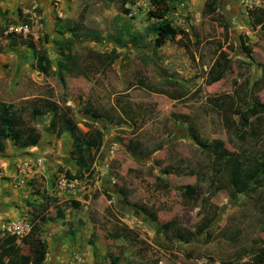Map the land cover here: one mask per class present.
Instances as JSON below:
<instances>
[{
    "label": "rangeland",
    "instance_id": "obj_1",
    "mask_svg": "<svg viewBox=\"0 0 264 264\" xmlns=\"http://www.w3.org/2000/svg\"><path fill=\"white\" fill-rule=\"evenodd\" d=\"M203 2H165L164 17L187 34L155 45L153 0H0V102L32 108L46 97L67 107L81 131L102 132L83 173L69 134L48 127L51 111L27 120L39 133L34 146L19 147L3 133L0 204L16 216L0 221L27 216L39 232L48 224L51 247L61 241L64 254L74 251L82 264H113L108 254L115 264H256L253 253L264 244V187L231 197L223 171L214 173L219 189H213L212 149L218 141L244 164L264 149V114L250 118L242 143L221 118L227 113L233 121L234 104L249 100L243 83L260 76L264 30L251 25L247 11L260 8L264 16V0H217L211 15L202 13ZM12 34L34 47L11 45ZM218 45L227 72L206 84L203 71ZM37 50L50 59L46 72L35 66ZM66 53L76 60L73 71L61 65ZM257 93L264 98V90ZM182 117L211 150L193 139ZM34 156L42 160L36 175L17 185L16 166ZM41 215L45 221L36 220ZM202 217L206 230L188 242L169 234L174 226L193 230ZM238 251L244 254L233 262Z\"/></svg>",
    "mask_w": 264,
    "mask_h": 264
},
{
    "label": "trees",
    "instance_id": "obj_2",
    "mask_svg": "<svg viewBox=\"0 0 264 264\" xmlns=\"http://www.w3.org/2000/svg\"><path fill=\"white\" fill-rule=\"evenodd\" d=\"M168 1L169 0H153L156 10L151 12V15L155 18V22L151 24V31L154 34L155 45H160V43H163L166 39L172 40L178 34H180V37H182L183 34H187L183 30H178L173 27L164 17L166 10L162 7L164 3ZM216 1L217 0H204L201 10L202 13L211 15L215 11ZM255 10H258L259 12H255ZM123 11L126 10L123 8ZM247 12L250 17L251 25H258L262 30H264L263 10L255 8L250 9ZM223 25L222 28H224ZM12 36V38H9V43L11 45L24 44L30 48L34 47L32 42H29L21 37L16 38L15 34H12ZM182 45L186 49L185 44ZM62 56L63 60L61 65L64 66L67 71H73V69L77 66L74 56L69 53H66L65 55L63 54ZM106 59L107 58H103L100 60L99 64L102 65ZM34 61L36 68L41 72H46L51 63L48 56L43 51L39 50H37L34 56ZM227 66V54L221 49L220 45H218L217 53L212 62L203 71L204 82L206 84H211L222 79L227 72ZM243 84L245 86L241 87V93H244L247 97H249V100L243 105L240 103L234 104L229 111L234 116L233 121L227 117V113L221 114L222 124L226 127L234 128L233 131L235 138L241 143L247 138V127L249 125L250 118L258 114H264V98L261 99L257 93L260 90H264V64L261 66L260 76L257 79L252 80L250 84L246 82ZM181 95L185 94H183V92L179 93L178 97ZM41 101L42 106L32 108H25L22 106L16 107L10 102H0V151L3 150L5 144L4 137L2 136L3 133L19 147L25 148L36 145L38 143L39 133L33 126L27 123V120H34L38 116L45 114L47 111H51L48 127L52 130L58 128L59 130L65 131L69 134L70 153L74 155V162L80 169H82V173L87 171L91 165L94 153L97 152L102 145L101 130L96 127H90L88 130L83 132L78 128L77 124L67 112V107L60 109L57 104L46 97L42 98ZM122 111L124 110L122 109ZM93 115H96V117L102 118L106 121H115L114 118L107 113H97ZM182 122L188 123L190 135L195 141H197L198 144L202 147L207 146L211 150V145L206 144L202 138L197 136L194 132L195 128L189 123V121L185 120V117H182ZM212 151H215L214 158L217 160V166L214 168L213 172L214 178L212 179V186L214 185L213 189H219V187L215 185L217 178L214 173L220 174V172L223 171L225 172L224 175L225 182L228 187V193L231 197L237 194L247 195L254 192L259 187H264V149L257 155L258 160L256 162L253 161V163L252 161H249L246 164L243 163V160L239 157V155L229 152L224 148H220V143L218 141H214ZM148 154L149 153H147V155ZM82 173L79 172L75 176H71L68 173L65 174L71 178L81 177ZM185 188L188 193H193L194 191V186L192 185H188ZM139 209L148 213L149 217L154 220L152 213L150 214L149 211H146L143 207H139ZM55 215L56 218L61 217V210L57 209ZM34 217L31 216L30 221ZM40 217L42 218V215L38 216L36 220H40ZM42 220H44V217ZM48 220L51 219L48 218ZM207 226L208 219L206 217H202L193 230L181 228L180 226H174L168 231L174 238L186 243L195 235L205 231ZM36 227H39V225H37L34 220L31 223L29 231L19 239L20 245L15 242V238L12 236L4 234L1 236L0 253L2 254V257H0V264L41 263L46 252V244L39 238V229ZM24 247L27 253H22ZM243 251L245 252V250ZM243 251H238L235 255H233V262L244 254ZM108 257L113 264L116 263L115 257L113 258L110 254H108ZM252 260L256 264H264V244L256 249L253 253Z\"/></svg>",
    "mask_w": 264,
    "mask_h": 264
},
{
    "label": "built area",
    "instance_id": "obj_3",
    "mask_svg": "<svg viewBox=\"0 0 264 264\" xmlns=\"http://www.w3.org/2000/svg\"><path fill=\"white\" fill-rule=\"evenodd\" d=\"M42 160L38 156H34L31 160H23L16 166V175L14 176L15 183L17 185L22 184L25 179L24 177H33L37 173V168H39ZM1 176V170H0ZM66 179H63L65 182ZM69 182V181H68ZM72 187V184H69ZM74 194V190L71 191ZM30 222L27 216H19L14 219H6L0 221V231L4 235L12 236L15 240L20 239L24 234H26L30 229Z\"/></svg>",
    "mask_w": 264,
    "mask_h": 264
},
{
    "label": "crops",
    "instance_id": "obj_4",
    "mask_svg": "<svg viewBox=\"0 0 264 264\" xmlns=\"http://www.w3.org/2000/svg\"><path fill=\"white\" fill-rule=\"evenodd\" d=\"M14 211V209L6 208L3 204H0V220L3 218L15 217ZM53 232L52 230L48 231V224H44V226H42V231L38 232L39 238L46 244V252L40 264H82L76 260L77 257H75L76 253L74 251H70L67 256L64 254L65 248L63 246L65 245L61 241H56L53 247H51L49 235ZM2 235H0V238ZM15 242L20 245L19 239L15 240ZM0 257H2L1 253Z\"/></svg>",
    "mask_w": 264,
    "mask_h": 264
}]
</instances>
